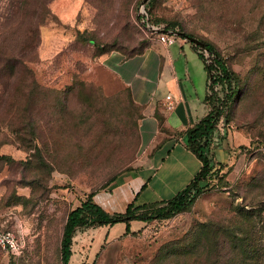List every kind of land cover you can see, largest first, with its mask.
Here are the masks:
<instances>
[{
    "label": "rangeland",
    "instance_id": "1",
    "mask_svg": "<svg viewBox=\"0 0 264 264\" xmlns=\"http://www.w3.org/2000/svg\"><path fill=\"white\" fill-rule=\"evenodd\" d=\"M143 1L0 0V231H14L22 247L19 255L0 247V264H61L69 212L92 193L103 203L108 182L135 167L140 107L96 58L142 52L155 37L144 13L210 42L238 75L239 96L220 125L231 152H218L234 164L190 209L106 243L103 264H228L223 235L218 247L212 234L192 247L198 231L236 223L241 207L264 218V0Z\"/></svg>",
    "mask_w": 264,
    "mask_h": 264
},
{
    "label": "crops",
    "instance_id": "2",
    "mask_svg": "<svg viewBox=\"0 0 264 264\" xmlns=\"http://www.w3.org/2000/svg\"><path fill=\"white\" fill-rule=\"evenodd\" d=\"M96 64L110 79L130 90L141 112V150L136 165L121 173L110 184L109 194L103 197V203H97L107 211L105 203L110 208L126 209L130 203L141 206L174 197L202 167V161L188 147L186 138V131L211 109L206 101L209 73L200 50L180 36L173 45H166L155 36L141 53L125 57L113 50L98 56ZM92 78L107 86L106 78L96 74ZM168 95L174 102L172 108L169 107ZM228 140L226 135L210 151L214 162L226 164L224 172L234 164L232 154L229 161L218 158L221 149L231 152ZM149 223L133 220L131 230L139 231ZM126 227V223L120 222L78 232L79 250L76 254L72 247L70 264H95L96 260L97 264H103L104 252L100 255L101 249L106 243L124 236Z\"/></svg>",
    "mask_w": 264,
    "mask_h": 264
},
{
    "label": "trees",
    "instance_id": "3",
    "mask_svg": "<svg viewBox=\"0 0 264 264\" xmlns=\"http://www.w3.org/2000/svg\"><path fill=\"white\" fill-rule=\"evenodd\" d=\"M139 19L144 25L155 23L147 13L142 14ZM172 31L175 33L184 32L175 26ZM188 35L193 36L192 34ZM203 42L206 44V51L210 54L211 59L210 63L205 62L211 80L206 101L211 109L204 118L186 131L188 147L202 161L200 171L174 197L141 206L130 203L124 212L109 213L95 202L93 193L89 194L87 199L67 215L61 239V264H70L73 254V239L79 230L124 222L127 225L125 234H135L136 232L131 230V221L139 220L149 223L154 220L170 219L190 209L198 197L208 188L220 187L226 183V173L224 172L226 164L214 162L210 156V151L213 145L225 137V134L218 135V124L222 119L224 123H229L231 106L239 96L241 85L238 75L229 67L227 61L215 46L210 42ZM194 45L200 50L202 58L206 61L204 49L196 44ZM106 52L102 51L99 56ZM117 178L118 176H114L108 184H111ZM236 221V223L222 228H202L198 231L197 241L192 244V247H197L198 241H201L199 242V245H201L210 238L211 234L213 235L212 243L215 244V247H218L220 240L217 239V235L221 239L222 234L224 237L222 243L228 244V250L231 253V256L227 259L228 264H264L263 210L238 208ZM261 221H263V224L258 227Z\"/></svg>",
    "mask_w": 264,
    "mask_h": 264
},
{
    "label": "built area",
    "instance_id": "4",
    "mask_svg": "<svg viewBox=\"0 0 264 264\" xmlns=\"http://www.w3.org/2000/svg\"><path fill=\"white\" fill-rule=\"evenodd\" d=\"M145 27L151 31V33L155 36H157L158 40L166 45H173L177 42L178 35L173 32L172 30H167L165 26L161 24H154V23H146ZM204 55L206 58L207 63L211 62L210 54L204 50ZM209 83H211V80L209 79ZM167 99L169 102V107L172 108L174 105V102L172 101V96L168 95ZM224 123V120L222 119L220 123L218 124L217 132L218 135L224 134V132H221V123ZM0 247L4 249L7 253H10L12 255H19L22 253V247L21 242L18 237V235L14 231L4 230L0 231Z\"/></svg>",
    "mask_w": 264,
    "mask_h": 264
},
{
    "label": "water",
    "instance_id": "5",
    "mask_svg": "<svg viewBox=\"0 0 264 264\" xmlns=\"http://www.w3.org/2000/svg\"><path fill=\"white\" fill-rule=\"evenodd\" d=\"M147 0H144L143 3H146ZM176 34L180 37H184L186 40L198 45L199 47H201L202 49L206 50V44L199 38L194 37V36H190L184 32H176Z\"/></svg>",
    "mask_w": 264,
    "mask_h": 264
}]
</instances>
